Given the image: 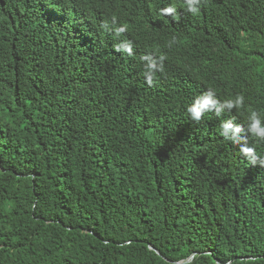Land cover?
<instances>
[{
    "label": "trees",
    "instance_id": "obj_1",
    "mask_svg": "<svg viewBox=\"0 0 264 264\" xmlns=\"http://www.w3.org/2000/svg\"><path fill=\"white\" fill-rule=\"evenodd\" d=\"M199 8L0 0V264H264V167L221 134L242 126L264 159L247 130L251 111L264 126V0ZM150 54L167 57L151 86ZM209 90L243 106L192 120Z\"/></svg>",
    "mask_w": 264,
    "mask_h": 264
},
{
    "label": "clouds",
    "instance_id": "obj_2",
    "mask_svg": "<svg viewBox=\"0 0 264 264\" xmlns=\"http://www.w3.org/2000/svg\"><path fill=\"white\" fill-rule=\"evenodd\" d=\"M201 0H186V11L192 15H197L200 11L199 5ZM175 9L173 7H168L162 10V13L172 15ZM112 24L115 25L117 22L116 16H112ZM107 27V25H104ZM127 30V25L116 27L115 33L119 36ZM171 47V45H169ZM117 52L123 51L132 54V44L130 41L121 42L114 45ZM142 61L145 62V71L143 73L146 83L151 86L153 80L156 78L157 73H164V61L167 59L166 55L160 54L156 55H143L141 57ZM243 96H237L235 100H225L221 103L215 98V93L211 90L205 92L204 94L198 96L193 104L187 108V112L191 119L194 121H201L206 112L215 111L217 115H220L223 109L240 108L243 106ZM250 123L248 124V131L253 137L264 141V126L261 124V120L256 111H251L249 116ZM222 135L226 140H231L233 143L240 145L241 154L245 156L252 165H257V161H260V167H264V159H260L255 152L253 147L247 146V136H238L245 129L242 126H234L231 120L224 121L221 124ZM231 133V135H230ZM241 140L244 142L241 143Z\"/></svg>",
    "mask_w": 264,
    "mask_h": 264
},
{
    "label": "water",
    "instance_id": "obj_3",
    "mask_svg": "<svg viewBox=\"0 0 264 264\" xmlns=\"http://www.w3.org/2000/svg\"><path fill=\"white\" fill-rule=\"evenodd\" d=\"M150 249H152V250H155V248H153L152 246L150 247ZM156 251V250H155ZM157 252V251H156ZM158 254H159V252H157ZM193 258V257H192ZM192 258H190L189 260H191ZM189 260H188V262H189Z\"/></svg>",
    "mask_w": 264,
    "mask_h": 264
}]
</instances>
